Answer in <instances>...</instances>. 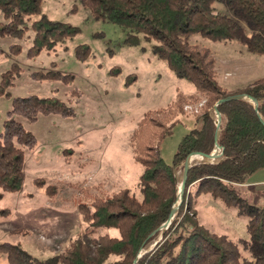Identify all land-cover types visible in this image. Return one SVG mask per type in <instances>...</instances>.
Masks as SVG:
<instances>
[{"label": "trees", "instance_id": "trees-1", "mask_svg": "<svg viewBox=\"0 0 264 264\" xmlns=\"http://www.w3.org/2000/svg\"><path fill=\"white\" fill-rule=\"evenodd\" d=\"M79 1L94 19L127 29L128 44H150L153 54L165 61L177 77L193 85L194 92L187 95L191 103H204L180 139L170 164L161 157L160 144L180 121L178 116L183 111L179 101L142 114L130 138L132 157L142 168L135 187L94 194L77 204L88 241L72 240L63 252L43 259L18 243L3 241L0 256L5 264H264V206L250 204L239 194L247 178L264 169V77L244 87L226 89L216 80L209 50L189 42L190 36L198 33L213 41L235 40L249 52L263 54L264 0H224L230 15L216 12L212 6L216 0ZM41 2L0 0V14L5 21L0 22V36L29 39L30 56L54 49L79 30L44 14L30 21L31 15L40 12ZM10 50L18 52L19 45L10 46ZM75 51L82 58L88 54V47L78 46ZM19 72L20 67L13 63L2 74L0 94ZM31 77L67 84L73 75L49 70L32 72ZM78 94L72 90L70 96ZM239 94L254 98L257 104L239 98L219 104L217 128L215 104ZM51 114L69 117L74 111L54 96L13 98L0 132V198L5 192L22 188L24 152L36 146L34 135L24 130L14 116L35 121L40 115ZM216 144L223 149L220 156L190 163L183 200L167 227L161 229L177 200V172L182 177L186 158L192 152L210 154ZM202 193L219 198L234 207L238 215L247 217L245 238L232 240L200 224L192 197ZM104 229H115L117 235L100 234L97 240L91 239Z\"/></svg>", "mask_w": 264, "mask_h": 264}, {"label": "rangeland", "instance_id": "rangeland-1", "mask_svg": "<svg viewBox=\"0 0 264 264\" xmlns=\"http://www.w3.org/2000/svg\"><path fill=\"white\" fill-rule=\"evenodd\" d=\"M223 1L216 0L212 6L216 12L230 15ZM41 14L79 30L54 49L34 56L27 52L29 39L0 36V82L13 63L20 67L13 83L0 94V132L16 97L54 96L72 107L74 115H40L35 121L14 116L34 135L36 146L24 152L22 188L0 198V242L18 243L43 259L63 252L72 240L90 238L77 210L80 201L135 187L142 168L132 157L130 138L143 113L179 101L183 111L180 121L160 144V155L170 164L204 101L191 103L187 95L194 92L193 85L177 77L153 54L150 44H128L127 29L94 19L79 0H42L40 12L29 20ZM0 22H5L1 14ZM189 42L209 50L216 80L226 89L244 87L264 77V53H251L235 40L213 41L198 33L191 35ZM12 45H19V51L11 52ZM82 45L88 47V54L78 58L75 50ZM49 70L73 78L65 84L31 77L32 72ZM72 90H77L78 96L71 97ZM198 160L202 158L191 162ZM177 177L181 184L180 171ZM263 180L264 169L251 174L246 181L249 185L239 188L240 196L250 204L264 206V184L258 182ZM192 199L198 221L208 230L232 240L246 237L247 217L238 215L234 207L206 193ZM100 234L115 236L117 231L100 230L91 239L97 240ZM0 264H5L2 256Z\"/></svg>", "mask_w": 264, "mask_h": 264}, {"label": "water", "instance_id": "water-1", "mask_svg": "<svg viewBox=\"0 0 264 264\" xmlns=\"http://www.w3.org/2000/svg\"><path fill=\"white\" fill-rule=\"evenodd\" d=\"M246 99L248 101H250L251 103H253L254 105L257 104L256 100L250 96H247V95H244V94H239V95H234V96H228L226 98H223V99H220L219 101H217V103L215 104L214 106V111L217 115V120H216V126L217 128L219 127V121H220V114L218 113L217 111V106L225 101H229L231 99ZM218 134V129H217V132H216V135ZM222 147L219 146V145H215V149L213 150V152H211L210 154H203V153H198V152H192L191 154L188 155V157L186 158L185 160V163H184V167H183V174H182V180H181V184H180V187L178 189V193H177V200L175 201V203L173 204L172 206V209H171V213H170V217L168 219V221L163 224V226H165V228L167 227V225L169 224L170 220L173 218L175 212L178 210L182 200H183V191H184V187H185V182H186V176H187V172H188V169H189V166H190V163L192 161L191 159V155L192 154H195V155H199L201 156L200 158L202 159H205L207 161H212L214 160L216 157L220 156L221 153H222ZM216 152V153H214ZM219 152V153H217ZM181 194V198L178 200V195ZM162 226V227H163ZM161 229H165V228H162ZM141 255V254H140ZM140 255L138 257H140Z\"/></svg>", "mask_w": 264, "mask_h": 264}, {"label": "bare ground", "instance_id": "bare-ground-1", "mask_svg": "<svg viewBox=\"0 0 264 264\" xmlns=\"http://www.w3.org/2000/svg\"><path fill=\"white\" fill-rule=\"evenodd\" d=\"M214 153H216V152H214ZM195 154H192L190 157H197V158H200L201 156H194ZM193 159H195V158H193ZM192 159V160H193ZM182 196H181V194H179L178 195V200L181 198Z\"/></svg>", "mask_w": 264, "mask_h": 264}, {"label": "crops", "instance_id": "crops-1", "mask_svg": "<svg viewBox=\"0 0 264 264\" xmlns=\"http://www.w3.org/2000/svg\"><path fill=\"white\" fill-rule=\"evenodd\" d=\"M258 182H261V184H264V180L263 181H258ZM256 184H257V182H256ZM244 185V184H243ZM242 185V186H243ZM245 185L247 186V185H249L248 183H245Z\"/></svg>", "mask_w": 264, "mask_h": 264}]
</instances>
